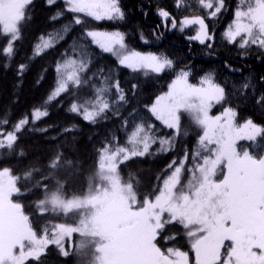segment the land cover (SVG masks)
<instances>
[{
	"label": "snow or ice",
	"instance_id": "6c2138e0",
	"mask_svg": "<svg viewBox=\"0 0 264 264\" xmlns=\"http://www.w3.org/2000/svg\"><path fill=\"white\" fill-rule=\"evenodd\" d=\"M34 2L35 0H0V36L7 39L0 54L9 61L4 65L5 68L10 66L17 54L14 45L22 39L23 27L32 20L34 9L31 6ZM56 2L57 0H46V5L53 6ZM182 2L183 0H176L177 6ZM198 3L203 9L211 10L208 16L212 18L217 17L225 8V0H198ZM64 4L65 10L74 14L73 19L58 28L41 33L33 44L32 55L28 57L29 60H35L47 51L54 50L74 26L84 29L56 58L55 80L44 101L45 105L68 96L71 101L68 112L79 115L85 122L93 125L107 121L109 113L116 118L121 116V105H127L129 101L119 80L113 81L112 70L107 75H103L102 69L99 73L87 75L95 55L91 46H96L101 53L112 55L119 66L130 69L133 73L147 76L150 73L160 74L165 70L175 71L168 90L156 96L153 103L146 106L156 120L173 131V135L160 136L152 124L141 119L128 133L127 140L131 149L118 147L115 151H110L108 145H105L100 150L101 159L111 162L110 171L118 169L120 154H123V161H128L130 157H144L150 154V148L156 143L160 144L159 151L170 150L182 130L185 114L202 130L191 154L185 151L183 158L174 160L168 166L174 170L163 180V186L154 199L145 196L140 213H133L134 216L141 217L137 219V224H146L148 227L147 244L155 254L152 264H191L187 252L171 247L165 253L157 246L158 237L173 223L186 230L191 249L195 253V264H264V154H258L251 147L258 138L264 140V126L251 118L242 124L237 123V110L233 107H224L215 116L210 114L214 105L228 100L225 87L216 82L213 73H206L198 82L193 83L189 79L190 71L175 70V62L167 55L132 48L126 42L125 32L97 30L87 26L86 18L94 21H123L126 13L121 0H64ZM63 15L64 11L57 10L50 17V22L59 20ZM157 15L165 31L179 29L183 33L189 26L198 25L195 35L188 39L199 41L209 49L214 47L212 43H208L213 41L214 36L204 17L185 16L177 20L163 7L157 8ZM161 36L162 33L156 39L159 40ZM222 36L229 44L235 43L241 50L252 46L264 50V0H240L233 19ZM140 39L148 43L142 31ZM28 68V63H19L16 75L21 81ZM46 71L47 69L40 73L37 84L43 80ZM242 87L245 91L251 88L255 95V88L250 82ZM137 88L138 85H132L133 94ZM85 89L87 91L81 95ZM255 102L264 107V93L256 96ZM49 114L46 108L36 106L31 110V121L37 123ZM28 123L29 116L24 115L14 125V131L0 133V149H11L18 138L16 133ZM123 124L127 128L129 119L125 118ZM74 130L76 126L72 125L64 131ZM37 131L43 133L48 129ZM189 155L190 167L186 164ZM186 167L192 175L187 185H182L181 174ZM8 173L7 169L0 170V177ZM220 176L223 178L219 179ZM16 192L17 189L12 187L9 195ZM132 200L129 208L136 206L134 193ZM197 237L198 239H194ZM35 243L41 246L20 257L12 252L11 255L16 258L7 264H25L30 258L39 262L47 248L59 241L45 238L36 240ZM11 247L23 251L22 244H13ZM62 254L68 255L67 252ZM0 264H6L2 256Z\"/></svg>",
	"mask_w": 264,
	"mask_h": 264
},
{
	"label": "trees",
	"instance_id": "16d2710c",
	"mask_svg": "<svg viewBox=\"0 0 264 264\" xmlns=\"http://www.w3.org/2000/svg\"><path fill=\"white\" fill-rule=\"evenodd\" d=\"M239 3L240 0H225V8L217 17L212 18L208 16L211 10L203 9L198 0H183L179 7L176 0H121L126 13L123 21H94L91 18L86 20L90 28L125 32L127 44L135 50L167 55L175 62V70L190 71L189 79L193 83L198 82L206 73H213V78L228 93L227 102L218 104L213 111L223 106L233 107L237 110L238 123L251 118L255 123L264 126V107L255 102L256 96L264 93V50L255 46L241 50L235 43L229 44L222 36ZM31 7L34 9L32 20L23 27L22 39L15 42L17 54L8 68L4 65L9 61L0 54V133L14 131V125L24 115L29 116L28 125L16 133L18 138L13 147L0 149V170L8 168L12 173L17 189L13 199L20 204L32 231L37 236H43L51 235L60 222H73L68 212H61L50 204V194L57 193L66 198L86 194L96 182L100 150L105 145L111 151L118 147L128 148V133L141 119L152 124L160 136L173 135V131L156 120L146 106L151 105L156 96L166 89L174 78L175 71L165 70L163 73H150L147 76L133 73L130 69L119 66L112 55L101 53L96 46H91L95 55L87 75L99 73L101 69L103 75H107L112 70L113 81L119 80L129 101L127 105H121V116L116 118L109 113L107 121L93 125L85 122L79 115L68 112L71 102L68 96H62L45 105L44 101L55 80L56 58L84 29L74 26L66 39L54 50L47 51L35 60H29L38 36L68 23L74 15L65 10L64 0H57L53 6H47L46 0H35ZM158 7L168 10L177 20L185 16L204 17L210 33L214 36L213 41L208 43H212L214 47L209 49L199 41L188 39L195 33V25L189 26L183 33L179 29L165 31L157 15ZM57 10L64 11L63 17L50 22V17ZM141 31L148 43L140 39ZM161 33V38L157 40L156 36ZM6 43L7 39L0 36V49ZM21 62L29 64L22 81L16 75ZM45 69L47 71L43 80L37 84L40 73ZM249 82L255 88V95L251 88L245 91L242 87ZM133 84L138 85L135 94L132 91ZM86 91L87 89L83 90L81 95ZM36 106L46 108L50 114L39 122L32 123L31 110ZM133 110H136L135 114L130 116ZM125 118L129 119L127 128L123 124ZM72 125L76 126V130L64 131ZM42 128H47L48 131H37ZM200 132L201 129L193 122L182 120V130L167 152L159 151L160 144L156 143L150 148V154L144 157H130L128 161H123L122 157L118 162L120 180L132 186L140 201L145 196L153 198L162 187L163 180L174 170L168 166L174 160L183 158L185 151L191 154L197 146ZM251 147L258 154H263L264 140L258 138ZM190 161L191 155L186 161L188 167L191 166ZM74 237L76 235L72 237V243L71 240L65 242L66 251L50 245L39 262L30 258L25 264H90L89 260L95 255L93 245L88 249L76 250L73 247ZM166 237L169 239H165ZM157 246L165 253L168 248L179 247L187 251L193 259L190 239L179 224L169 225L158 237ZM62 252H67L68 255L65 256Z\"/></svg>",
	"mask_w": 264,
	"mask_h": 264
},
{
	"label": "rangeland",
	"instance_id": "374dc122",
	"mask_svg": "<svg viewBox=\"0 0 264 264\" xmlns=\"http://www.w3.org/2000/svg\"><path fill=\"white\" fill-rule=\"evenodd\" d=\"M197 28L198 25H195V33ZM167 90L168 85L163 92ZM217 106L214 105L213 109ZM224 107L229 106L218 108L215 112L212 109L210 114L215 116L222 112ZM182 120L192 122L187 114L183 116ZM242 123L244 121L239 122V124ZM200 135H202V130ZM128 149H131L130 144ZM122 157L123 154H120L117 163ZM110 163V161L100 158L96 171V182L83 196L66 198L57 193L50 194L51 196L48 198L50 204L59 208L61 212H68V215L73 218V222H60L51 235L43 236H37L32 231L20 204L13 199L15 193L9 195L12 187L16 188L15 178L8 168L2 169L9 170L8 175L0 177V256L4 258L6 264L16 257L26 255L30 250L39 248L41 245L35 241L40 239L59 241L58 244L52 245L66 251L65 242L71 240L70 243H72L74 235L76 237H74L73 247L76 250L78 248L88 249L93 245L95 255L89 260L90 264H152L155 254L147 244L148 227L146 224H137V219L141 217L133 215V213H140L144 199L140 201L132 186L120 180L118 169L109 170ZM191 175L187 167L182 170V185H187ZM222 178V176L219 177V179ZM10 180L14 182L10 183ZM133 193L136 197V206L129 208L128 205L133 203ZM94 239L96 240L94 241ZM194 239H198V237ZM13 244H22L23 251L20 248L13 249L11 247ZM12 252L16 253V257L11 255ZM190 260L191 264H195L194 251L193 259L190 257Z\"/></svg>",
	"mask_w": 264,
	"mask_h": 264
}]
</instances>
